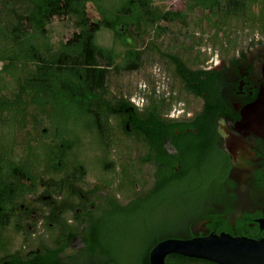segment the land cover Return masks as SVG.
I'll return each instance as SVG.
<instances>
[{
  "label": "flooded vegetation",
  "instance_id": "af4514ba",
  "mask_svg": "<svg viewBox=\"0 0 264 264\" xmlns=\"http://www.w3.org/2000/svg\"><path fill=\"white\" fill-rule=\"evenodd\" d=\"M181 58L178 78L169 64L181 95L159 93L156 85L150 90L157 99L175 97L168 112L142 94V103L114 102L92 114L105 135L104 155L93 164L98 173L80 165L43 168L36 180L21 174L26 187L7 209L19 245L8 247L7 239L0 264H119L100 246V224L106 214L123 217L131 207L135 244H148L149 257L170 238L264 239V36L230 40L202 64ZM127 141L132 162L113 155L114 143ZM165 262L219 264L178 253Z\"/></svg>",
  "mask_w": 264,
  "mask_h": 264
},
{
  "label": "trees",
  "instance_id": "16d2710c",
  "mask_svg": "<svg viewBox=\"0 0 264 264\" xmlns=\"http://www.w3.org/2000/svg\"><path fill=\"white\" fill-rule=\"evenodd\" d=\"M89 2L100 13L97 26L90 19ZM255 2L247 0V4ZM225 6L230 8L229 3ZM262 13L264 18V8ZM56 17L77 29L58 43L51 38ZM171 18L155 0H0V232L10 223L7 209L16 192L26 187L21 174L36 180L41 167L78 169L80 165L98 173L93 164L97 154L104 155L105 135L96 128L92 114L114 102L133 106L128 97L110 96L109 77L113 69H138L144 63L146 50L132 46L126 30ZM154 46L161 58L177 66L178 78L181 55ZM174 99L150 97L149 101L168 112ZM131 212L132 207L123 217L116 210L103 217L100 246L119 264H127L126 256H131L130 264H150L146 240L147 246L141 240L139 247L134 241L132 252L119 250L132 240L129 227L136 229V222L123 220ZM107 231L121 236L110 239Z\"/></svg>",
  "mask_w": 264,
  "mask_h": 264
},
{
  "label": "rangeland",
  "instance_id": "374dc122",
  "mask_svg": "<svg viewBox=\"0 0 264 264\" xmlns=\"http://www.w3.org/2000/svg\"><path fill=\"white\" fill-rule=\"evenodd\" d=\"M155 3L160 5L163 12L170 13L172 18L169 21L161 19L154 23L151 22L150 26L146 28L143 25L127 28L126 34L132 39V46L138 50H146L144 51V63L138 69L119 71L113 69L108 81L110 95L138 99V96L144 94L145 98H149L150 90L154 89L155 85L159 93L169 94L171 92L177 96L181 95L182 89L176 79L172 84L168 62L161 58L156 50H152L154 45L166 53L180 54L190 65L192 61L196 64H202L207 59L216 57L218 53L222 54L224 47L230 40L243 41L258 34L264 36V18L262 17L264 0H256L254 4H247V0H155ZM226 3H229V9L225 6ZM227 10L229 13L226 12ZM88 13L92 23L97 26L101 16L90 2L88 3ZM64 21L59 17L54 18L51 26L53 32L51 38L54 43L67 40L77 30L71 26L72 23L67 25ZM70 22L73 21L70 20ZM116 35L118 36V33ZM149 47L150 49H148ZM196 59L198 61H195ZM212 63L210 61L208 64ZM2 65L3 62L0 61V69ZM121 134V132L118 133L115 142L122 140ZM127 139L125 138V140ZM128 143L130 144L127 148ZM113 146H116L114 157L123 155V160L128 159L127 161L132 162L131 142L114 143ZM43 168H39L38 173ZM21 198L19 197V199ZM123 220L133 223V213L125 215ZM116 223L115 227L117 226ZM13 224L12 222L3 230L5 240H0L1 248L6 247V245L8 247L19 245V242L16 244L13 238L17 232ZM117 228L121 229L120 226ZM129 229L131 231L129 230L128 235L132 240L125 241L123 246L126 247H120L119 250L133 251L136 233L132 225ZM108 234L110 239L121 236L119 232L111 233L109 231ZM7 239L8 241H6ZM5 241L6 245L4 244ZM12 243L16 245L13 246ZM130 257L126 256L124 262L130 264Z\"/></svg>",
  "mask_w": 264,
  "mask_h": 264
},
{
  "label": "water",
  "instance_id": "95a60500",
  "mask_svg": "<svg viewBox=\"0 0 264 264\" xmlns=\"http://www.w3.org/2000/svg\"><path fill=\"white\" fill-rule=\"evenodd\" d=\"M163 244L165 246L159 251ZM170 253L204 258L219 264H264V239L225 233L193 239L170 238L152 249L151 264H166V256Z\"/></svg>",
  "mask_w": 264,
  "mask_h": 264
},
{
  "label": "built area",
  "instance_id": "2783aa9c",
  "mask_svg": "<svg viewBox=\"0 0 264 264\" xmlns=\"http://www.w3.org/2000/svg\"><path fill=\"white\" fill-rule=\"evenodd\" d=\"M133 101H135L136 103H142L144 101V96L140 95L138 96V99H132Z\"/></svg>",
  "mask_w": 264,
  "mask_h": 264
},
{
  "label": "bare ground",
  "instance_id": "6f19581e",
  "mask_svg": "<svg viewBox=\"0 0 264 264\" xmlns=\"http://www.w3.org/2000/svg\"><path fill=\"white\" fill-rule=\"evenodd\" d=\"M163 246H165L164 244L160 247L159 251L162 250ZM158 251V250H157ZM157 253V252H156Z\"/></svg>",
  "mask_w": 264,
  "mask_h": 264
}]
</instances>
